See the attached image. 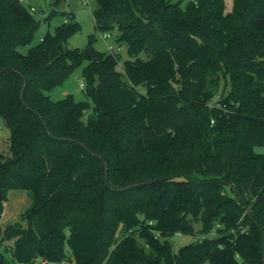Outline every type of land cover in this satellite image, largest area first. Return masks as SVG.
<instances>
[{"label":"trees","instance_id":"16d2710c","mask_svg":"<svg viewBox=\"0 0 264 264\" xmlns=\"http://www.w3.org/2000/svg\"><path fill=\"white\" fill-rule=\"evenodd\" d=\"M92 13L127 58L70 47L78 22L34 42L31 7L0 0V224L10 189L32 198L0 264H264V0ZM82 64L87 99H53Z\"/></svg>","mask_w":264,"mask_h":264},{"label":"rangeland","instance_id":"374dc122","mask_svg":"<svg viewBox=\"0 0 264 264\" xmlns=\"http://www.w3.org/2000/svg\"><path fill=\"white\" fill-rule=\"evenodd\" d=\"M56 0H23V4L30 8L35 7L36 11H33L34 16L40 22L39 29L35 36V41L38 42L42 37L46 35L48 31L54 32L55 27L64 21L67 22H78L80 24V29L77 30L71 38L69 39L70 47H79L84 48L88 42L90 35L96 36L95 47L102 51H118L120 52L122 59L128 57L127 47L125 45L119 46L116 37L118 35L117 31L110 32V36L107 37L105 34L97 31L94 16L92 13L93 8L96 5V0H58V5H55ZM180 2L184 7L189 0H174ZM60 9L58 13H52L53 9ZM71 15V17L69 16ZM84 64L77 66L72 75L62 84L48 93L53 99H59L65 96L68 93L73 94L75 99L84 100L87 99L82 78V68ZM119 69H122V62H120ZM141 89L144 90V87L141 86ZM9 136L10 130L4 124H0V148L4 152L9 150ZM258 151L264 152V146L257 148ZM32 198L30 192L25 189H10L8 192V200L5 203V210L1 219V233L4 228L9 223L21 222L23 225H26L25 220H21V214L30 206ZM200 226V224H196ZM194 238L191 236H182L172 237V242L176 248L179 246L191 242ZM14 243L13 239L0 240V249L4 247H12ZM7 257L12 259V254L8 250L6 252ZM41 260L38 259L37 262ZM11 264H18L16 261L11 260ZM66 264H70L69 261H66ZM73 264V262H72Z\"/></svg>","mask_w":264,"mask_h":264},{"label":"built area","instance_id":"2783aa9c","mask_svg":"<svg viewBox=\"0 0 264 264\" xmlns=\"http://www.w3.org/2000/svg\"><path fill=\"white\" fill-rule=\"evenodd\" d=\"M31 11L33 12V11H36V8L35 7H31ZM107 37H109L110 36V32H108V33H106L105 34ZM82 86H84V84H81ZM175 236H177V237H182V236H191V235H185V234H183L181 231H177L176 233H175ZM41 260V262L42 263H44V264H55L54 262H50V261H48L47 259H40ZM63 264H66V261H63Z\"/></svg>","mask_w":264,"mask_h":264}]
</instances>
